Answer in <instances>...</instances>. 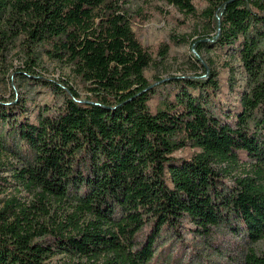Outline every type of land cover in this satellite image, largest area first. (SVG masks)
<instances>
[{
	"label": "trees",
	"instance_id": "obj_1",
	"mask_svg": "<svg viewBox=\"0 0 264 264\" xmlns=\"http://www.w3.org/2000/svg\"><path fill=\"white\" fill-rule=\"evenodd\" d=\"M163 1L211 26L189 41L203 75L173 76L165 92L145 76L153 55L116 0H0V53L22 38L30 62L41 51L86 92L80 99L50 81L70 95L51 112L14 104L10 119L0 105V152L19 162L0 164V264L58 255V264H148L162 230L183 219L200 233L223 223L249 242L264 239V0ZM203 49L225 54L228 69L236 58L246 73L225 112ZM240 163L251 167L227 185ZM241 264H264V253Z\"/></svg>",
	"mask_w": 264,
	"mask_h": 264
},
{
	"label": "rangeland",
	"instance_id": "obj_2",
	"mask_svg": "<svg viewBox=\"0 0 264 264\" xmlns=\"http://www.w3.org/2000/svg\"><path fill=\"white\" fill-rule=\"evenodd\" d=\"M116 2L132 15L135 20L134 32L153 55L152 63L144 72L152 86L158 88L162 83L160 89L165 92L175 83L171 78L173 76L182 81L181 79H194V76L203 75L206 68L192 57L189 46V41L211 31L210 24L204 21L199 13L194 16L184 14L163 0ZM204 7V3L196 2L197 12ZM162 43L166 44L167 50L164 56L157 52ZM28 55L29 48H26L22 38L0 53V105L2 109L4 107L5 110L13 112L10 119L16 117L19 111L18 108L13 109L14 104H22L25 109L28 108L27 114L31 115L43 106L50 107L48 112H51L65 97L70 96L65 89H51L47 84L50 81H55L62 87L70 85L79 94L80 99L85 98L86 92L69 66L48 58L41 51L34 53L33 62H30ZM199 58L210 70L218 72L219 87L215 90V95L222 111L225 112L227 108L235 105L239 90L246 85V73L236 58L230 60L233 68H225L223 63L228 57L214 49L201 50ZM211 108L213 112H217V107ZM183 153L185 151H178L177 155ZM0 154V164L19 163L8 151L3 150ZM248 164L240 163L231 167L226 175V184H232L233 177L242 176L251 167ZM5 193L12 194L9 190ZM19 195L25 199L32 198L26 192ZM195 228L188 219H183L177 228L162 230L154 255L148 264H241L244 255L250 251L258 255L264 253V239L249 242L243 231H231L223 223L212 226L207 233L195 231ZM60 257L61 255L53 257L52 264L63 262L59 260Z\"/></svg>",
	"mask_w": 264,
	"mask_h": 264
}]
</instances>
